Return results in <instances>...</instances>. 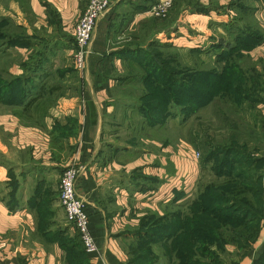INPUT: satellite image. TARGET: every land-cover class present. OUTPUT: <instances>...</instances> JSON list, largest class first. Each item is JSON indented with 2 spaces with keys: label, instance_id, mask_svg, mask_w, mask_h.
<instances>
[{
  "label": "crops",
  "instance_id": "1",
  "mask_svg": "<svg viewBox=\"0 0 264 264\" xmlns=\"http://www.w3.org/2000/svg\"><path fill=\"white\" fill-rule=\"evenodd\" d=\"M159 1L111 0L79 71L75 26L91 0H2L1 264H131L124 243L146 214L163 217L187 204L201 175L194 148L141 135L136 139L150 148L118 144L129 143L122 135L139 113L129 101L135 95L129 87L142 85L145 75L140 65L130 71V64L141 63L153 41L158 48L171 46L183 66L198 68L191 64L199 61L186 52L207 40L222 45L221 53L229 51L242 32L251 48L231 59L235 76L250 78L239 66L243 61L264 75V0H174L161 20L146 14ZM10 40L14 44L7 47ZM256 88L264 99V82L257 81ZM248 89L247 82L244 92ZM241 107L249 105L243 101ZM257 109L264 117V101ZM252 154L264 159V150ZM74 159L80 168L77 191L98 246L95 255L85 251L60 203L61 177ZM183 170L190 175L186 185L180 181ZM262 196L258 237L246 249L229 246L226 264H264V191Z\"/></svg>",
  "mask_w": 264,
  "mask_h": 264
},
{
  "label": "trees",
  "instance_id": "2",
  "mask_svg": "<svg viewBox=\"0 0 264 264\" xmlns=\"http://www.w3.org/2000/svg\"><path fill=\"white\" fill-rule=\"evenodd\" d=\"M241 35L239 32L236 36V45L232 49L220 54L219 61L226 56L231 61L240 54L241 48H251ZM13 44L10 40L6 46ZM2 48L4 46L0 45V50ZM171 48L164 46V49ZM161 52L153 54L151 63L140 64L145 71L141 81L146 90L140 97L145 107L142 105L144 108L139 107L138 111L145 114L148 127L164 126L177 104L183 106L182 112L196 113L223 96L239 107L248 80L235 76L237 71L232 62L228 61L222 72L217 68L202 70L183 66L175 54ZM259 79L257 75L253 80ZM250 92L255 94L252 87ZM182 120L181 123H186L188 119ZM203 147L215 152L202 156V170L212 159L221 158L213 169L216 180L200 188L191 215L185 216L183 209H176L163 217L147 216L135 231L139 236L143 230L147 231L142 238L148 252L160 243V239L171 264H226L229 246L246 249L258 237L263 211L264 159H256L248 144L240 143L233 136L218 144L206 141ZM181 197L176 195L178 200ZM149 221L151 223L147 225Z\"/></svg>",
  "mask_w": 264,
  "mask_h": 264
},
{
  "label": "rangeland",
  "instance_id": "3",
  "mask_svg": "<svg viewBox=\"0 0 264 264\" xmlns=\"http://www.w3.org/2000/svg\"><path fill=\"white\" fill-rule=\"evenodd\" d=\"M2 4L3 2L2 0H0V8L2 7ZM2 42L3 41L1 40L0 45H2ZM3 49L4 48H2L0 51H2ZM222 50L223 48H217L216 43L213 44L212 42L210 43L209 40H207V42L201 48L195 49V51L190 54L186 52V55H190L195 59V61H199L197 63L191 64L192 66H196L202 70L217 68L218 70H220V72H222L223 68L228 63V61H230V59H228V56H226V59L219 61V58L216 59V56L215 58L213 56L222 54ZM161 51L164 54H173L171 50L164 49V46L158 48V44L152 41L150 44H148L145 51L139 57L141 63H137L138 65L135 63L130 64V71H135V68L139 67L140 64H149V62L152 60L153 54H157ZM226 51L228 52V49ZM136 56H138V53L136 54ZM243 62L244 63L239 66L247 71L250 78L247 81L249 88L248 92L245 93L243 91L241 101H245V103L249 105V108L241 107L242 102L240 103L239 107H237L224 99L223 96L216 98L209 106L199 111L197 110L196 113L182 112L183 106L177 104L173 106V109H171L173 110L171 111L172 117L168 125L156 128L148 127L145 120V114L139 112L137 119L130 123L134 125L130 126V128H127L130 129V131L126 132L130 134H127L125 132V135H122V137L124 138H131L129 143L118 142V144L125 145L126 147L131 146L134 149L140 150L143 148H150L149 144H143L144 141L141 140L142 136L145 138L147 137L157 140H168L169 142H171V144H173V146H176L180 141H183L187 145V147L189 146L194 148L196 152L200 154V158H196V160L200 161L201 165L202 156L204 157L206 154H214L215 152L213 151L211 153L210 149L203 147L206 141L212 144H218L228 141V137L233 136L237 138V141H239L240 143L248 144L252 153L257 154L258 152L264 150V117L257 109V105H259V103H262L264 99L261 91H258L256 88L255 80H253L254 77L258 75L260 76L259 81L262 84L264 82V75L262 73H259L260 69L255 66L254 63L246 61ZM185 63H187V60L185 61ZM232 64L236 65L234 61H232ZM186 67L188 66L186 65ZM141 70H143V68ZM141 76L142 75H140V77ZM137 82L134 81V83ZM253 82H255V84ZM251 87L254 88L256 92L255 94H252L250 92ZM129 88H131V90L135 94L133 95V100L129 101L133 103V106L138 105L140 108H144L145 103L141 102L140 98H138L137 96L141 93L142 95L145 93V86H143L142 84L137 86L134 85ZM237 92L239 94V90H237ZM185 118L188 119L186 123H181L183 121L182 119ZM141 123H143L142 126L138 125ZM133 134H135L134 137ZM138 135H141V139H136ZM242 155L245 156L246 154L243 153ZM220 158L221 157L218 156L216 159H212L204 170H202L201 168L199 183L196 184L193 193H191L190 197L187 198V204H185L184 207L181 208L183 209L182 212L185 216L191 215L190 211L192 210L193 204L198 199L200 188L207 184L214 183L213 181L216 180L215 171L213 169L214 166L219 162ZM241 158L242 157H239V159ZM139 181L143 184H147L143 179H140ZM146 216L158 217L156 214L150 212H148ZM150 221L147 223V225H149L153 220L151 222ZM144 231L145 230H143L142 236H139L138 233L131 231L128 236V241H125L124 249L127 252L128 261L131 264H153V262H157L156 264H171V261H169V256H167L166 254L167 249L162 248V246L160 245V239H158V242L160 243H156L155 245H153L152 251L148 252V250L145 248L146 245H143L144 238L142 237L148 234L146 233L147 231ZM145 252L146 255H143ZM217 256L221 257L222 255L218 254Z\"/></svg>",
  "mask_w": 264,
  "mask_h": 264
},
{
  "label": "built area",
  "instance_id": "4",
  "mask_svg": "<svg viewBox=\"0 0 264 264\" xmlns=\"http://www.w3.org/2000/svg\"><path fill=\"white\" fill-rule=\"evenodd\" d=\"M174 0H162L148 7L146 14L154 19L165 18L172 9ZM112 9L111 0H91L90 5L75 26L74 63L79 71H83L90 54L93 36L98 22L106 17ZM195 158H200L196 153ZM80 173L78 161H72L60 181V203L65 211L68 222L78 234L79 240L90 255L98 253V246L90 228V216L84 200L77 191V181ZM183 185L188 184L190 175L183 170L180 174ZM1 264V263H0Z\"/></svg>",
  "mask_w": 264,
  "mask_h": 264
}]
</instances>
